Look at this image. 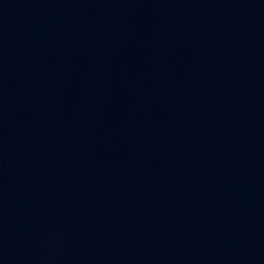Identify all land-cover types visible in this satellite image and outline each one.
Here are the masks:
<instances>
[{"label": "water", "instance_id": "obj_1", "mask_svg": "<svg viewBox=\"0 0 264 264\" xmlns=\"http://www.w3.org/2000/svg\"><path fill=\"white\" fill-rule=\"evenodd\" d=\"M0 264H264V0H0Z\"/></svg>", "mask_w": 264, "mask_h": 264}]
</instances>
